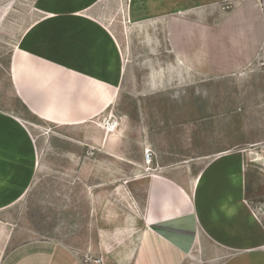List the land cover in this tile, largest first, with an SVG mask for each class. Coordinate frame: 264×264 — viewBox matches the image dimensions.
I'll use <instances>...</instances> for the list:
<instances>
[{
	"label": "crops",
	"instance_id": "crops-1",
	"mask_svg": "<svg viewBox=\"0 0 264 264\" xmlns=\"http://www.w3.org/2000/svg\"><path fill=\"white\" fill-rule=\"evenodd\" d=\"M38 11L9 65L13 95L34 119L0 108V264H264V138L204 157L195 176L164 165L144 180L141 170L134 201L118 187L120 199H106L100 221L98 263L57 239L15 244L9 218L45 170L49 138L73 130L68 137L87 146L88 160L97 144L112 149L95 118L112 110L127 78L130 32L167 50L147 61L167 65L153 69L151 84L173 80L177 63L202 69L212 47L216 69L239 73L263 47L264 0H40ZM177 171L183 184L171 176Z\"/></svg>",
	"mask_w": 264,
	"mask_h": 264
},
{
	"label": "rangeland",
	"instance_id": "rangeland-1",
	"mask_svg": "<svg viewBox=\"0 0 264 264\" xmlns=\"http://www.w3.org/2000/svg\"><path fill=\"white\" fill-rule=\"evenodd\" d=\"M39 2L0 0V108L32 120L34 117L13 95L9 65L19 38L40 16ZM232 7V1L223 5L226 10ZM130 33L127 78L112 110L97 113L95 118L97 135L113 129L109 121L120 123L117 134L109 139L112 149L103 150L97 144L92 160H88L87 146L71 143L68 136L77 134L73 130L64 129L62 135L49 138L42 154L45 170L28 201L10 210L15 244L35 238L57 239L86 261L98 263L103 257L99 250L103 234L100 221L106 199H120L118 187L134 201L137 181L142 184L141 178L136 181L141 170L147 173L144 180L164 165L187 167L195 176L205 164L204 157L248 147L249 142L264 138V44L255 62L239 73L216 69V48L212 47L202 69L185 72L177 63L175 78L155 85L154 81L151 84L153 69L167 65L147 61L152 55L167 57V50L161 43L158 48H153L154 44L144 46L134 32ZM208 41L215 42L211 37ZM82 135L81 130L80 138ZM147 150L153 152L150 161ZM71 153L79 159L72 160L68 157ZM89 170L94 174L91 171L89 175ZM171 176L177 184L185 180L178 171ZM105 188L110 190L107 197L99 193ZM110 221L104 230L113 228Z\"/></svg>",
	"mask_w": 264,
	"mask_h": 264
},
{
	"label": "built area",
	"instance_id": "built-area-1",
	"mask_svg": "<svg viewBox=\"0 0 264 264\" xmlns=\"http://www.w3.org/2000/svg\"><path fill=\"white\" fill-rule=\"evenodd\" d=\"M118 123L116 122V121H109L108 122V125L109 126H111V127H113V126H116ZM146 158H147V160H152V158H153V152L152 151H150V150H147L146 151Z\"/></svg>",
	"mask_w": 264,
	"mask_h": 264
},
{
	"label": "bare ground",
	"instance_id": "bare-ground-1",
	"mask_svg": "<svg viewBox=\"0 0 264 264\" xmlns=\"http://www.w3.org/2000/svg\"><path fill=\"white\" fill-rule=\"evenodd\" d=\"M117 127H113V129L107 134L108 138H110L112 135L115 136L117 134ZM151 160V159H150ZM149 160V161H150Z\"/></svg>",
	"mask_w": 264,
	"mask_h": 264
}]
</instances>
